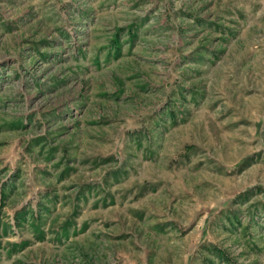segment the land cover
Listing matches in <instances>:
<instances>
[{
	"label": "rangeland",
	"instance_id": "obj_1",
	"mask_svg": "<svg viewBox=\"0 0 264 264\" xmlns=\"http://www.w3.org/2000/svg\"><path fill=\"white\" fill-rule=\"evenodd\" d=\"M0 264H264V0H0Z\"/></svg>",
	"mask_w": 264,
	"mask_h": 264
}]
</instances>
